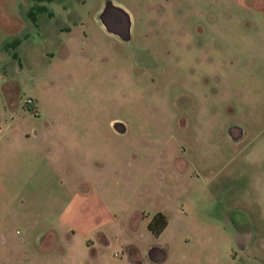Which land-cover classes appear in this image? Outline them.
<instances>
[{
  "label": "rangeland",
  "instance_id": "rangeland-1",
  "mask_svg": "<svg viewBox=\"0 0 264 264\" xmlns=\"http://www.w3.org/2000/svg\"><path fill=\"white\" fill-rule=\"evenodd\" d=\"M203 69L220 70L219 94L199 86ZM65 116L106 132L108 160L105 202L72 224V186L38 170L36 143L1 137ZM117 117L124 138L109 134ZM144 211L169 216L162 235ZM155 247L165 260L147 261ZM136 259L264 264V0H0V264Z\"/></svg>",
  "mask_w": 264,
  "mask_h": 264
},
{
  "label": "crops",
  "instance_id": "crops-1",
  "mask_svg": "<svg viewBox=\"0 0 264 264\" xmlns=\"http://www.w3.org/2000/svg\"><path fill=\"white\" fill-rule=\"evenodd\" d=\"M109 20L112 21L111 18H109ZM112 22L115 30H123L121 26L118 27L114 21ZM64 46V44L61 45L60 51ZM133 64L135 66L138 65V63ZM138 70L140 71L142 69ZM216 70L217 71L215 72V69H203V75H200L199 78V86H204L203 88H205L211 87L210 85H212L213 87H211V90L213 92L215 91L214 93L219 94L218 84L221 85L222 79L220 77V70ZM184 71L186 72V69H184ZM237 71H240L241 73L242 69H237ZM149 73H151V69H149ZM240 73H235V75L232 71L231 77H227L226 80L231 86L237 84L233 88V90L237 92L235 93V98L238 100H248V93H243L240 88L248 86V83L246 82L245 84H242L243 79L237 81L238 74ZM132 77L133 75L131 78ZM167 79L168 77H165V81H167ZM185 80H187L186 75L181 78V81L184 82ZM138 82H140L139 79ZM135 101L136 97L132 102L134 107ZM139 104L140 99L138 98L137 105ZM38 110L40 112L39 107ZM40 115L41 114L39 113V116ZM136 117L140 118V113H138ZM76 122L77 119L71 116L51 118L46 119L43 126L35 130L33 133L27 134L19 131V134L13 136L10 130H8V132L4 133L3 136L1 135L6 143H12L15 142V140L31 145L36 143V148H40L39 153L42 154V157L38 158L35 162L38 170L41 172L43 169H48L54 176L62 178L61 183H65V180L68 185L72 186V188H70V202L66 208V216L68 217V222L71 224L76 221L80 213H83V211L88 209L89 202H105L103 193L104 185L101 182L103 179L100 174L103 170L108 168V160L103 157V147H101L103 146L102 139L106 137V132L103 133L100 129L93 132L92 130L87 129L85 125H83L80 129H75L73 128V125ZM80 122H82V120H80ZM108 122V126H110L109 134H111V136L124 138L129 134L131 129L130 122L125 120L124 117L112 118ZM96 123H103V120L100 117H97ZM69 126L72 127V130H70ZM95 138L98 139L97 145H94ZM89 167H92L91 170L94 168V170L98 171L97 174H93L91 170H89ZM149 169H151V167ZM146 189H149V187L146 186ZM158 212L165 214L163 211ZM154 215H151L150 212H143V218L149 220L147 226ZM166 217L168 219V224L165 230L170 223L169 216L166 215ZM94 228L99 229V224L94 225ZM102 236L103 235L100 236V240L103 245H109L110 242L107 239H103ZM246 244H248V242ZM129 252L130 254H134L136 253V249L130 247ZM165 255L166 252L163 249L155 247L151 249V257L147 259V261H163V259L165 260ZM143 262L144 260H133V264H143Z\"/></svg>",
  "mask_w": 264,
  "mask_h": 264
},
{
  "label": "trees",
  "instance_id": "trees-1",
  "mask_svg": "<svg viewBox=\"0 0 264 264\" xmlns=\"http://www.w3.org/2000/svg\"><path fill=\"white\" fill-rule=\"evenodd\" d=\"M38 1L41 2L43 0H38ZM48 1H52V0H48ZM33 9L35 11L32 10L30 12V15L33 17V19L35 21H37L38 17L36 15L38 13L47 12L48 11V7L46 5H36ZM13 43L15 45L16 44H20L21 43V39L17 38V39H15V41ZM15 56L17 57V54H15ZM167 224H168V219H167L166 215L163 214L162 212H158L150 220L148 228L154 235L160 236L163 233V231L165 230Z\"/></svg>",
  "mask_w": 264,
  "mask_h": 264
},
{
  "label": "flooded vegetation",
  "instance_id": "flooded-vegetation-1",
  "mask_svg": "<svg viewBox=\"0 0 264 264\" xmlns=\"http://www.w3.org/2000/svg\"><path fill=\"white\" fill-rule=\"evenodd\" d=\"M109 18H111L112 19V21H114L117 25H118V27H120V26H123V24L121 25V24H119V23H117L116 22V17L115 16H113V15H110V17ZM122 23H124L125 24V20L122 18L121 20H120ZM121 29V28H120ZM123 31V30H122Z\"/></svg>",
  "mask_w": 264,
  "mask_h": 264
},
{
  "label": "built area",
  "instance_id": "built-area-1",
  "mask_svg": "<svg viewBox=\"0 0 264 264\" xmlns=\"http://www.w3.org/2000/svg\"><path fill=\"white\" fill-rule=\"evenodd\" d=\"M28 102L31 103L32 102V99H29Z\"/></svg>",
  "mask_w": 264,
  "mask_h": 264
},
{
  "label": "bare ground",
  "instance_id": "bare-ground-1",
  "mask_svg": "<svg viewBox=\"0 0 264 264\" xmlns=\"http://www.w3.org/2000/svg\"><path fill=\"white\" fill-rule=\"evenodd\" d=\"M123 19L125 20V23H126V19H125V17H123Z\"/></svg>",
  "mask_w": 264,
  "mask_h": 264
}]
</instances>
